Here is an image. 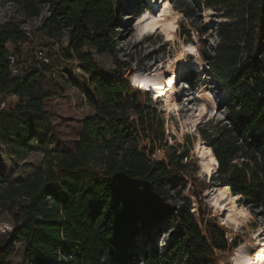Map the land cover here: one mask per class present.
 <instances>
[{
  "label": "trees",
  "instance_id": "1",
  "mask_svg": "<svg viewBox=\"0 0 264 264\" xmlns=\"http://www.w3.org/2000/svg\"><path fill=\"white\" fill-rule=\"evenodd\" d=\"M13 2L30 17L47 4L49 14L38 30L50 36L55 28L67 30L68 55L86 75L85 101L92 112L74 147L56 141V150L47 151L22 183H10L0 168V213L7 211L13 222L0 238V264H12L16 243L24 247L21 264H137V240L148 239L163 223L172 226L174 236L162 251H143L141 264H217L215 250L228 247L224 232L216 225L200 229L190 198L182 194L178 162L150 157L153 118L142 103L148 93L132 82L128 64L113 57L123 73L107 74L83 50L88 44L112 55L115 0ZM201 5L225 19L215 22L219 43L203 49L202 57L226 96V116L204 125L199 136L218 161L216 188L264 208V0H196L199 10ZM183 35L191 36L189 30ZM26 39L15 23L0 22V94L16 96L13 113L31 117L40 115L50 92L41 87L39 70L13 76L7 65L9 45L17 52ZM195 66H203L199 55ZM189 73L197 75L191 67ZM138 137L150 140L148 152Z\"/></svg>",
  "mask_w": 264,
  "mask_h": 264
},
{
  "label": "rangeland",
  "instance_id": "2",
  "mask_svg": "<svg viewBox=\"0 0 264 264\" xmlns=\"http://www.w3.org/2000/svg\"><path fill=\"white\" fill-rule=\"evenodd\" d=\"M151 1L115 0L118 14L112 55L99 54L88 44L83 50L89 52L107 74L123 73L122 69L114 64L113 57L128 64L134 71L130 77L135 83V75L160 69L174 56L176 50L184 49L186 67L181 73L185 77L179 76L176 82L179 110L167 114L163 100L152 94L155 100L148 94L142 97L143 105L149 107L150 116L153 118L152 129L148 132L154 137V151L150 157L168 162V156H172L174 162H178L179 172L185 184L182 194L190 198L191 205L195 208V211H191L200 229L204 232L207 225H216L224 232L228 247L224 251L215 250L217 264H233L234 248L241 245L259 227L264 228V208H254L240 197L238 203L247 207L251 217L247 220L246 226H241L235 233L229 234L216 212V208L220 203L222 205L229 194L216 188L219 183L217 176L215 174L211 176L212 178L206 176L199 164L200 153L197 149L200 144L207 147L199 136V130L210 121H219L226 116V96L217 88L202 57L203 49L213 50L219 43L215 22H220L218 19L221 18V12L213 8L208 10L203 5L199 10L196 0H168L174 9L181 13L175 24L176 37L166 40L162 33L155 32L139 38L136 35V23L144 10L153 8ZM154 1H157L156 8H158V5L165 0ZM184 11L192 12L193 15L186 16ZM48 14L47 4L41 5L37 16L30 17L24 13L22 6L13 0L0 1V22L11 21L20 30L29 31L32 35L38 31L42 20ZM186 30L190 31L191 36H180V33ZM45 34L49 40H52V42L41 40L49 49V63L38 71L37 77L41 87L49 91L50 96L43 102L40 115L24 117L14 114L18 98L12 94H0V106L2 102L4 103V107L0 109V168L12 184L22 183L41 165L45 153L56 150V141L65 149L73 148L78 140L83 119L92 112L85 101L84 92L88 87L86 75L83 71L76 70L77 64L74 60L77 59L68 55L67 30L58 27L54 29L52 36ZM9 47L11 50L14 48L10 45ZM32 48L33 44L27 43L18 46L16 50L23 70L32 68L34 62ZM57 48L63 50L62 56L57 55ZM197 55L203 62L200 70L194 67ZM64 59L71 61L65 62ZM190 67L197 75L187 74ZM124 74L128 72L124 71ZM131 116L137 120L134 113H131ZM25 134H30L29 139L25 140L23 137ZM137 143L148 152L149 139L138 137ZM175 203L177 206L180 200H175ZM12 225L9 213L1 212L0 238L12 230ZM174 234L175 230L172 226L163 223L159 229L155 228L150 232L148 239H138L137 264L142 263L143 251L150 253L153 250H164ZM16 247L17 250L9 257V261L12 264H21L24 247L20 243H16ZM130 264L135 263L130 261Z\"/></svg>",
  "mask_w": 264,
  "mask_h": 264
},
{
  "label": "bare ground",
  "instance_id": "3",
  "mask_svg": "<svg viewBox=\"0 0 264 264\" xmlns=\"http://www.w3.org/2000/svg\"><path fill=\"white\" fill-rule=\"evenodd\" d=\"M150 3L153 8L146 9L139 15L136 35L141 38L147 33L160 32L166 40L175 38L177 35L175 24L181 13L176 11L168 0L163 1L158 8H156L157 1L152 0ZM218 20L225 21L224 18ZM185 60V51L179 48L160 69L151 73L141 72L134 77L138 88L151 93L154 97L162 96L163 107L167 114L179 110L176 100V73L178 75L184 71ZM196 68L199 70L198 67ZM197 150L200 153L201 171L211 177L218 169V161L214 154L202 144ZM239 198L240 194L229 195L222 205L219 202L216 208L219 220L228 229L229 234L235 233L241 226H246L247 220L251 217L247 207L238 203ZM232 259L233 264H264V228L262 226L251 233L241 245L234 248Z\"/></svg>",
  "mask_w": 264,
  "mask_h": 264
},
{
  "label": "built area",
  "instance_id": "4",
  "mask_svg": "<svg viewBox=\"0 0 264 264\" xmlns=\"http://www.w3.org/2000/svg\"><path fill=\"white\" fill-rule=\"evenodd\" d=\"M25 32V35L27 37V39L22 42L19 43V46L23 45V44H27V43H31L33 44V65L31 67L37 69V70H41V68L49 63V54H48V50L47 47L42 43V39H46L49 40L48 37L46 36V34L41 31L38 30L34 35H32L29 31L26 30H22ZM50 42H52V40H49ZM56 53L59 56H62L61 53H63V50L60 48L56 49ZM65 62L71 61V60H67L64 59ZM74 62L77 64L76 70L78 72H81V67L79 65V62L77 60H74ZM7 65L8 68L10 70L11 75L13 76H18L23 74V72L25 71V69L23 70V66L22 64L19 63V57L16 54L15 50H9L8 56H7ZM136 87V86H135ZM140 89V88H138ZM141 91H143L142 89H140ZM145 92V91H143ZM4 107V103L2 102L0 109H2Z\"/></svg>",
  "mask_w": 264,
  "mask_h": 264
},
{
  "label": "water",
  "instance_id": "5",
  "mask_svg": "<svg viewBox=\"0 0 264 264\" xmlns=\"http://www.w3.org/2000/svg\"><path fill=\"white\" fill-rule=\"evenodd\" d=\"M191 212H193V211H191Z\"/></svg>",
  "mask_w": 264,
  "mask_h": 264
},
{
  "label": "crops",
  "instance_id": "6",
  "mask_svg": "<svg viewBox=\"0 0 264 264\" xmlns=\"http://www.w3.org/2000/svg\"><path fill=\"white\" fill-rule=\"evenodd\" d=\"M11 50V49H10Z\"/></svg>",
  "mask_w": 264,
  "mask_h": 264
}]
</instances>
